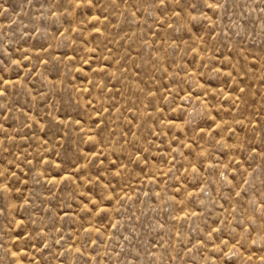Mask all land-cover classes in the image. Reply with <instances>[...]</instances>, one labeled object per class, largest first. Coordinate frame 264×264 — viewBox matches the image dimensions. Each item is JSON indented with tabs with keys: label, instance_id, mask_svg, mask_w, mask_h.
I'll use <instances>...</instances> for the list:
<instances>
[{
	"label": "rangeland",
	"instance_id": "1",
	"mask_svg": "<svg viewBox=\"0 0 264 264\" xmlns=\"http://www.w3.org/2000/svg\"><path fill=\"white\" fill-rule=\"evenodd\" d=\"M0 264H264V0H0Z\"/></svg>",
	"mask_w": 264,
	"mask_h": 264
}]
</instances>
